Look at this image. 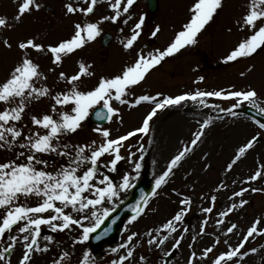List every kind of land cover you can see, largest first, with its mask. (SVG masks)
<instances>
[{"label":"snow or ice","instance_id":"snow-or-ice-1","mask_svg":"<svg viewBox=\"0 0 264 264\" xmlns=\"http://www.w3.org/2000/svg\"><path fill=\"white\" fill-rule=\"evenodd\" d=\"M106 2L111 11L110 15H101L94 21H77L73 26L74 30L66 38H60L56 42H38L34 36L20 40L17 43L20 55L10 73L0 80V149H21L13 152L11 158L0 161V244L7 241L0 249V264H11L10 253L18 244L22 246L18 264H31L34 254L48 252L55 243V237L45 234V228L51 233L79 229L73 240L74 245L84 244L93 238L100 240L106 236L111 231V224L104 225L107 220L113 219L116 203L123 204L122 195L135 187L134 182L141 175L147 152L143 140L147 136L148 144H152L153 138L149 133L152 131V121L158 113L180 108L191 101L200 108L218 109L219 112L231 114L233 117L239 115L234 109L247 104L253 109H258L260 115L264 116V107H260L258 103L260 95L251 85L243 89H237L233 85L228 90L197 88L175 95L160 91L155 94L133 95V89L142 84L165 58L198 43L199 34L214 20L222 9L224 0H194L189 8V17L166 47L155 48L146 54L143 49L136 51L134 58L124 64L118 73L100 75L90 87L82 88L81 85L84 77L95 76L91 70L92 65L79 60L78 70L73 74L59 72L58 79L64 82V87L53 93L48 86L47 75L31 52L47 56L54 66L49 71H55V67L60 66L65 57L100 37L105 22L116 24L122 20L124 25H128L132 20L129 13L136 0ZM83 3H87V7L82 6ZM97 4L98 0H68L63 5L64 15L73 16L79 13L88 17L94 14ZM41 8L39 0H20L11 22L6 16L0 15V30L14 29L15 24L21 22L26 15H31ZM144 24L145 16L141 14L139 19L132 23L129 34L120 40L125 51L134 49L142 35ZM235 24L243 35L223 57L225 63L251 58L258 51H264V0H248L246 10L237 18ZM119 31L123 33L124 28L121 27ZM160 31V25H156L151 31V36L157 37ZM228 31L231 32L232 29L229 28ZM0 44L9 49L13 46L9 38L0 39ZM253 67L254 65H250L247 71H251ZM240 76L244 77L245 72L242 71ZM204 79V76H198L196 82H202ZM130 95L131 99L126 98ZM44 97L49 98V108L42 113L31 115L30 125L34 127L21 126L20 122L32 102ZM210 98L235 102L225 108L210 103ZM114 101L127 105L128 108H134L143 102H147L151 107L138 127L123 134L113 136L110 128L98 126L93 131L98 134L99 141L92 139L83 144L63 142L64 137L77 133L92 113L108 122L119 117L120 108L113 106ZM254 122L264 130V122L259 119H254ZM120 123H123L122 118ZM198 123V130L192 133L190 141L180 142L179 149L168 158L160 174L154 176L151 190L145 192L141 189L139 198L127 205L131 211L128 225L150 210V200L160 195V190L169 183L175 170L201 142L206 128L212 124V116L209 115ZM138 134L140 141L133 151V145L127 142ZM260 135V132H257L236 148L234 156L224 169L226 174L253 148ZM125 146L126 155L122 154ZM52 154L64 159V163L50 169L46 157ZM125 160L129 168L121 172L118 165ZM155 163L156 161H153V164ZM261 180H264V163L259 164L251 175L239 181H232V185L239 183L240 187L231 191V195L227 197L230 203L220 210H216V202L218 193L229 189L226 180H220L211 190V194H200V199L208 200L209 204L199 209L204 218L198 231L191 236L192 242L188 244V248L192 251L186 264H198L204 260H208L210 264H242L245 257L258 251L255 247L245 251V246L250 239L264 236V227H260L264 223V216H257L242 233L238 232L237 223H228V217L249 203L244 199L246 193L264 192V186H252L253 182ZM171 192L178 198L174 201L177 204L174 214L158 227L148 228L144 233L149 249L153 246L161 249L169 239L174 241L171 249L163 253L164 256L171 255V250L179 249L189 233L185 219L193 204L191 195L177 188H172ZM214 212L216 231L212 234V243L204 247L198 255L195 244L208 234L207 226ZM225 224L228 226L224 227ZM221 229L223 235L229 239L222 240L221 236L216 234ZM13 230L15 234H10ZM232 234L238 236L235 245L230 242ZM138 236L140 233L133 231L122 243L110 247L112 253L124 251V254L119 255L110 264H127L133 260ZM41 239L44 241L43 245L40 243ZM221 243L225 245V250L216 252ZM71 256V251L62 250L52 259L51 264H72ZM139 261L141 264H147L144 255L139 257ZM77 264H94L91 251L85 249Z\"/></svg>","mask_w":264,"mask_h":264},{"label":"rangeland","instance_id":"rangeland-1","mask_svg":"<svg viewBox=\"0 0 264 264\" xmlns=\"http://www.w3.org/2000/svg\"><path fill=\"white\" fill-rule=\"evenodd\" d=\"M20 0H0V15L6 16L11 22L12 17L16 14ZM42 8L39 11H34L31 15H26L23 20L15 24L12 30H0V39L9 38L12 43V48H6L0 44V80L5 78L15 65L20 50L17 48V43L22 39L29 37H36L38 42H56L60 38H66L74 29L73 26L77 21L85 19L96 20L101 15H110L111 11L108 9L106 0H98L94 14L84 17L77 13L73 16L64 15V3L68 0H39ZM194 0H158V8L154 13H148L144 0H136L134 7L130 10L129 15L132 20L128 25H124L122 20L116 24L105 22L102 25L103 32L108 31L114 36L110 44L103 48L100 44V37L94 42L87 44L84 48L77 50L74 54L65 57L63 63L55 67V71H49L54 66L50 59L45 55H38L34 51L31 55L41 64L42 70L48 77V86L55 91H60L64 87V82L58 79V74L61 71L71 75L78 70L77 62L84 60L86 63L92 65V71L95 76L92 78L84 77L82 88H87L96 82L100 75H111L118 73L122 66L132 60L136 51L143 49L145 54L155 48L167 46L175 32L186 22L189 17V8ZM50 6L52 12L46 11L44 6ZM248 0H224L222 9L219 10L214 20L211 21L205 29L198 36V43L194 46H187L179 53L171 57L165 58L160 65H158L146 80L138 87L133 89V95L141 94H155L160 91L165 94H179L184 91H194L197 88L201 90H228L231 86L237 89H243L251 85L257 90L260 95V107H264V51H258L251 58H242L236 62L225 63L223 57L234 46L243 33L236 27V20L246 10ZM82 6L87 7V3ZM145 16V24L143 26L142 35L131 51H125L120 44V40L129 34V29L140 15ZM156 25H160L161 31L157 37L151 36L152 29ZM123 27L124 32L121 33L119 29ZM232 31L229 32L228 29ZM102 32V33H103ZM250 65H254L251 71H247ZM245 72V76L241 77L240 73ZM198 76H204L202 82H196ZM131 99L132 96L126 97ZM210 103L219 104L221 107H229L235 101H224L216 98H210ZM113 106L120 108V115L113 119L112 122H107L103 127H108L112 130V135L116 136L123 134L135 127H138L143 116L151 105L143 102L134 108H128L127 105H120L118 102H113ZM247 104L242 105L237 111L239 115L236 117L228 113H221L218 109L200 108L199 105L189 101L184 106L174 109L176 112L175 118L172 119L171 124L165 123L168 120V110L158 113L152 121V131L149 133L154 137H159L169 132H176L170 137H166L165 144H170L168 148L163 147L161 153L158 152V147L161 149L162 142L155 140L151 145L148 144V137L145 136L143 143L147 152L144 167L141 170L140 177L134 182L145 180L151 186L154 183V176L159 175L166 166L168 158L174 154L180 147V142H189L192 133L198 130L199 123L209 115L212 116V124L206 128L205 135L201 142L196 146L193 152L189 153L184 159L181 166L175 170V174L171 177L169 183L162 187L160 195L150 200V210L138 218L137 221L128 225V217L121 223V231L118 238L102 243L96 249H93L88 241L84 244H73V240L79 233V229H72L62 233H51L48 229H44L45 234H51L55 237V243L50 247L46 253L34 254L31 264H51L53 258L62 251L69 250L72 252V264H77L78 259L85 249L91 251L94 264H110L119 255L124 254L121 250L117 253H112L110 247L117 246L126 240L127 236L135 231L139 232L140 236L136 239L138 241L135 258L127 262V264H141L139 257L144 255L147 259V264H163L165 256L163 253L171 249V244L174 242L169 239L161 249H156L154 246L149 249L144 233L148 228L158 227L174 214L177 204L174 203L178 198L171 192L172 188H177L188 195L192 196L193 204L192 210L185 219V224L189 227V233L181 247L176 250H171L172 256L165 264H186L187 257L190 255L191 249L188 244L191 243V236L194 235L198 229L203 215L199 209L201 206L207 207L208 200H201L200 194H211V190L219 183L220 180H226L229 184L227 191L218 193V200L216 202V210H220L226 206L230 201L227 197L231 195V191L238 190L239 183L232 185L233 180H241L244 177L251 175L259 164L264 163V130L260 129L254 120L242 114L240 109ZM49 108V98L44 97L40 100H35L26 110V114L20 125H30V117L33 114L42 113ZM193 112H187L188 109ZM258 110V109H256ZM168 112V113H167ZM122 118L123 123H120ZM99 125L90 123L87 119L83 126L78 129L77 133L63 138V142L71 144H83L90 142L92 139L99 141V136L93 131ZM257 132H260L258 141L254 144L245 156H243L233 170L225 173L224 169L227 163L235 154L238 146L245 143ZM27 128L25 129V135ZM165 135V136H166ZM140 141V135L135 138H130L127 144L133 145V151ZM156 142V143H154ZM21 151L18 147L13 151L0 149V161L11 158L13 152ZM127 147L122 150V154L126 155ZM207 154V155H205ZM49 160L51 168H57L64 163V159L52 154L46 157ZM105 158V162H106ZM153 161H156L153 164ZM210 165V167H205ZM121 172L129 168L128 162L121 161L118 165ZM115 176V174H113ZM118 180L119 178L116 177ZM247 186V185H245ZM252 186H264V180L252 183ZM130 192V190H129ZM129 192L122 195L121 200H124ZM244 199L249 203L244 208L237 209L228 217V223H237L238 232L246 231L247 227L251 225L252 221L257 216H264V192H248ZM119 204L116 203L115 207ZM215 212L207 226V235L201 237L195 244L197 254L206 246H209L213 240V232L215 230ZM127 225V231H125ZM228 225L225 224L224 227ZM264 227V223L260 225ZM15 234V230L12 233ZM217 235L221 239H229L223 235V229L219 230ZM242 238V237H240ZM0 244V249L6 245ZM230 242L235 245L238 242V236L232 234ZM44 244L43 239L40 241ZM257 248L256 253H250L244 258L242 264H262L264 262V241L260 236L255 239H250L245 246V251L249 248ZM225 250V245L221 243L216 252ZM11 264H18L17 257L22 255V246L17 245L10 253ZM215 255V253L213 254ZM198 264H210L208 260L198 262Z\"/></svg>","mask_w":264,"mask_h":264},{"label":"water","instance_id":"water-1","mask_svg":"<svg viewBox=\"0 0 264 264\" xmlns=\"http://www.w3.org/2000/svg\"><path fill=\"white\" fill-rule=\"evenodd\" d=\"M147 7L149 11H154L157 7L156 0H146ZM103 44L105 45L108 40L110 39V36L105 34L102 36ZM250 115L258 118V119H264V116H261L253 109H246ZM91 120L96 123H103L106 120H103L101 118H98L95 116L94 113L91 114ZM141 189H143L145 192H149L151 190L149 184L144 182H139L135 185V187L132 189L130 196L123 202V204L119 205L113 214V219H109L106 221V224L104 226H107L108 224H111V231L104 237H102L100 240L96 239H90V242L94 244V246L99 245L102 241L106 239H114L118 236L120 231V223L123 220V218L126 215H131L130 209L127 207L128 204L133 203L136 199L139 198V194Z\"/></svg>","mask_w":264,"mask_h":264},{"label":"bare ground","instance_id":"bare-ground-1","mask_svg":"<svg viewBox=\"0 0 264 264\" xmlns=\"http://www.w3.org/2000/svg\"><path fill=\"white\" fill-rule=\"evenodd\" d=\"M188 109V108H187ZM171 111V113H168V112H170ZM168 115H170L169 117H168V120H166L165 121V123L167 124V125H170L171 124V122H169V121H171L172 119H174L175 118V115H176V112H175V110L174 109H171V110H168ZM187 112H193V110L192 109H188L187 110ZM174 133H176V132H174ZM173 133V131H171V132H169V134H167L166 135V131L164 132V134H162V135H160L159 137H157V136H155L154 137V140L156 141V142H159V140L161 139V142H162V147H161V149L158 147V152L159 153H161V151H162V149H163V147H165L166 146V148H168V146L170 145V144H165V138L166 137H170L172 134H174ZM166 135V136H165ZM153 140V141H154ZM156 142H154V143H156Z\"/></svg>","mask_w":264,"mask_h":264}]
</instances>
